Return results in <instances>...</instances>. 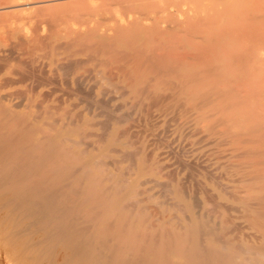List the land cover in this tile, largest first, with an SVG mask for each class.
<instances>
[{"label":"bare ground","instance_id":"6f19581e","mask_svg":"<svg viewBox=\"0 0 264 264\" xmlns=\"http://www.w3.org/2000/svg\"><path fill=\"white\" fill-rule=\"evenodd\" d=\"M0 255L264 264V0H0Z\"/></svg>","mask_w":264,"mask_h":264},{"label":"rangeland","instance_id":"374dc122","mask_svg":"<svg viewBox=\"0 0 264 264\" xmlns=\"http://www.w3.org/2000/svg\"><path fill=\"white\" fill-rule=\"evenodd\" d=\"M95 1H100V0H95ZM85 3H87L86 1L85 2H78V3H75L74 5H78V6H82V5H84ZM0 258H2V256L0 255ZM2 261V262H1ZM6 262H5V260H3V258L2 259H0V264H5Z\"/></svg>","mask_w":264,"mask_h":264}]
</instances>
